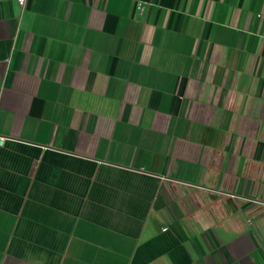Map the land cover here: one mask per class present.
<instances>
[{"label":"crops","instance_id":"obj_1","mask_svg":"<svg viewBox=\"0 0 264 264\" xmlns=\"http://www.w3.org/2000/svg\"><path fill=\"white\" fill-rule=\"evenodd\" d=\"M0 135V264H264V0H0Z\"/></svg>","mask_w":264,"mask_h":264},{"label":"built area","instance_id":"obj_2","mask_svg":"<svg viewBox=\"0 0 264 264\" xmlns=\"http://www.w3.org/2000/svg\"><path fill=\"white\" fill-rule=\"evenodd\" d=\"M24 1L25 0H17V2H18L19 5H23ZM140 6L141 5L138 3V7H140ZM5 140H6V137L0 135V146H2L4 144Z\"/></svg>","mask_w":264,"mask_h":264}]
</instances>
